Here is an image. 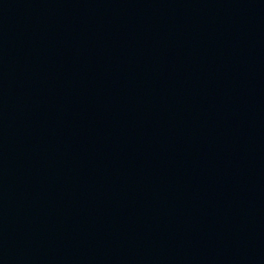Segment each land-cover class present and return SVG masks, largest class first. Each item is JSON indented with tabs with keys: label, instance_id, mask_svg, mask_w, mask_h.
I'll return each mask as SVG.
<instances>
[{
	"label": "water",
	"instance_id": "obj_1",
	"mask_svg": "<svg viewBox=\"0 0 264 264\" xmlns=\"http://www.w3.org/2000/svg\"><path fill=\"white\" fill-rule=\"evenodd\" d=\"M0 264H264V0H0Z\"/></svg>",
	"mask_w": 264,
	"mask_h": 264
}]
</instances>
